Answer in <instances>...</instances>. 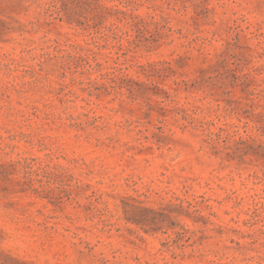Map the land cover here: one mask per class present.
Returning <instances> with one entry per match:
<instances>
[{"label": "rangeland", "instance_id": "rangeland-1", "mask_svg": "<svg viewBox=\"0 0 264 264\" xmlns=\"http://www.w3.org/2000/svg\"><path fill=\"white\" fill-rule=\"evenodd\" d=\"M0 264H264V0H0Z\"/></svg>", "mask_w": 264, "mask_h": 264}]
</instances>
